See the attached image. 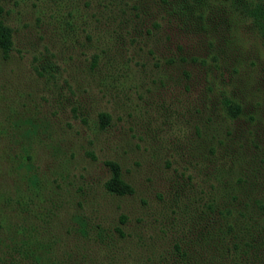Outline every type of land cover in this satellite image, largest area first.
Returning <instances> with one entry per match:
<instances>
[{
	"label": "rangeland",
	"instance_id": "obj_1",
	"mask_svg": "<svg viewBox=\"0 0 264 264\" xmlns=\"http://www.w3.org/2000/svg\"><path fill=\"white\" fill-rule=\"evenodd\" d=\"M70 2L78 12L73 19L64 6L62 23L41 15L32 0H0V18L12 28L14 41L9 55L0 51V129L7 130V140L0 134V155L5 144H9L11 153L27 147L32 157L26 176L31 174L37 183L33 189L26 176L20 177L8 167L7 153L0 156V169L3 175H11L0 182V190L15 197L12 191L18 189V193H33L39 199L35 208L41 216L36 215L33 222L18 204L6 208L14 225L26 220L24 235L17 234L16 238L40 235L42 246L48 248L47 253L38 252L37 264H125L134 258L124 253L128 245L119 243L118 236L135 240L138 235V239L163 235L161 222L168 226L177 222L171 215L181 178L173 166L175 161L188 163L189 156L186 130L183 125H175L174 117L185 119L181 101L195 94L189 96L181 86L171 90V86L153 83L159 69L148 46L139 50L127 69L118 56L108 65V54H101L105 47L96 49L76 22L91 9L82 1ZM167 2V11L185 12L182 2ZM241 2L235 0L237 5ZM45 12L53 14L50 9ZM211 20L221 27L225 22L218 17ZM244 22L246 25L237 27L243 43L232 46L247 54L248 64L254 60L249 55L256 56L257 47L262 45L253 38L250 24ZM222 29V34L229 33L226 26ZM129 48L138 52V46ZM94 53L101 54V62L112 76L100 66L90 68ZM136 70L138 76H131ZM170 78L183 84L182 77ZM232 80L236 82L234 77ZM104 113L109 116L103 119ZM30 135L35 142L24 143L22 139ZM106 160L119 163L132 193L116 195L105 189L104 182L110 175ZM185 201L180 198L178 208L186 223L181 219L175 234L201 235L209 223L204 217L193 216ZM179 209L176 212L180 213ZM14 244L0 238V264H26L9 258L7 252ZM180 246L188 247L181 242ZM160 254L153 264L184 263L179 254L164 253L161 261ZM110 257H114L113 262L108 261Z\"/></svg>",
	"mask_w": 264,
	"mask_h": 264
},
{
	"label": "trees",
	"instance_id": "obj_2",
	"mask_svg": "<svg viewBox=\"0 0 264 264\" xmlns=\"http://www.w3.org/2000/svg\"><path fill=\"white\" fill-rule=\"evenodd\" d=\"M32 1L41 15L46 14L62 23L64 6L68 7V16L73 19L78 12L68 0ZM77 1H82L91 11L76 22L96 49L105 47L101 54H108V65L118 56L127 69L139 50L148 46L159 69L156 72L159 77L153 83L171 86L168 87L171 90L181 86L189 96L195 94L181 101L185 119L174 117L175 125H183L186 130L189 156L188 163L175 161L173 166L181 178V190L178 200L173 202L171 215L177 222L172 226L161 222L163 235H145L140 239L138 235L135 240L123 234L118 236L119 243L128 245L124 253L134 258L126 260L125 264H153L158 254L162 252L161 261L162 254L170 251L179 254L183 264H264V0H240L238 5L235 0H175L182 2L183 13L167 11L165 5L169 0ZM46 9L60 19L51 12L46 13ZM214 17L225 20L224 25L213 23L211 18ZM243 19L250 24L253 38L262 45L260 49L257 47L256 56L249 55V59L254 60L248 64L247 54L232 46V43H243L238 33L240 28H237L246 25ZM224 26L229 32L227 35L222 34ZM13 44L12 28L0 18L1 53L9 55ZM133 45L138 46V52L130 51ZM101 54L92 55L90 68L96 70L100 66L112 76V71L106 70L101 62ZM130 75L137 77L138 70ZM171 76L182 77L183 84H178ZM226 79L229 82L225 83ZM105 115L108 114L104 113L103 119ZM6 132L5 128L0 129L4 140H7ZM31 136L23 138L24 143L35 142ZM1 151V155L9 154L7 166L14 168L18 176L25 177L32 157L28 148L22 146L20 152L11 153L9 144H5ZM105 164L110 172L104 182L105 189L116 195L132 193L133 188L123 179L119 163L106 160ZM6 167L5 172L9 173ZM0 175L3 183L11 174L3 175L0 169ZM26 179L34 189L36 180L31 174ZM17 190L12 191L15 197L0 190V238L15 243L10 253L7 252L9 258L13 256L20 263L37 264L38 252L47 253L48 248L42 246L40 235H32L33 240L16 238L17 234L24 235L26 220L23 218L21 223L14 225L10 221V210L6 212V208L18 204L19 210L33 222L36 215L41 216L35 208L39 199L33 193L23 195ZM181 191L188 194L182 197ZM180 198H185L193 216L208 221L209 227L207 224L201 235L175 234L181 219L186 223L178 208ZM180 242L188 247H179ZM113 258L108 261L113 262Z\"/></svg>",
	"mask_w": 264,
	"mask_h": 264
}]
</instances>
